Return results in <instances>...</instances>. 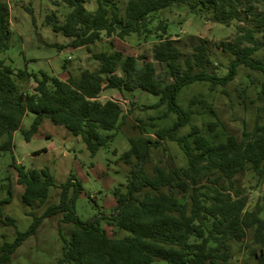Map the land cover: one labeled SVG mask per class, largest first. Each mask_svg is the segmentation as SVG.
I'll use <instances>...</instances> for the list:
<instances>
[{"label": "trees", "instance_id": "16d2710c", "mask_svg": "<svg viewBox=\"0 0 264 264\" xmlns=\"http://www.w3.org/2000/svg\"><path fill=\"white\" fill-rule=\"evenodd\" d=\"M65 2L72 12L64 23L56 12L46 21L55 33L72 40V48H89L104 38L123 41L132 34L154 36L158 42L153 59L163 67V73H158L155 63L121 51L94 54L99 64L96 71L85 70L79 78L70 76L66 81L46 73L39 78L17 71L6 58H0V153L13 151V136L31 113L35 120L24 133L26 141L47 119L81 138L95 156L115 137V133L102 132L118 131L126 118L117 101H98L106 89L157 97V103L145 106V111L156 110L157 116L149 118L153 122L150 125L141 121L144 133L140 137L129 138L131 149L121 159L131 170L126 185L113 192L117 206L110 215L86 223L79 220L76 204L83 185L74 175L57 186L48 169L19 172L25 206L44 205L51 188L61 189L60 202L48 206L40 217L30 214L34 221L28 230L17 231L12 243L0 246V264L10 263L12 255L37 233L43 221L60 213L64 216L61 223L73 224L75 230L71 241L62 238L59 264H155L157 260L167 264H264V207L249 210V194L237 185L238 176L246 173L264 180V123L259 118L254 130L244 131L240 141L226 133L207 100L220 90L226 94L239 68L245 67L261 76L258 97L264 101V60L256 56L264 49V0H130L125 17L117 0H98L94 13H88L85 0ZM175 5L216 24H237L235 39L216 47L231 58L226 75L216 72L206 40H172L166 37L167 25L161 23L156 28L158 35L153 33L151 25L157 13ZM11 40L9 6L0 0V55ZM189 44L191 50L187 51ZM32 78L36 86L29 93L23 90V83ZM194 84L208 87L210 94L192 97L185 109L179 95ZM169 117L174 118L171 124L161 127L162 121H171ZM200 117L205 120L202 125L197 123ZM148 128L154 130L155 139L147 135ZM184 128L189 129L181 134ZM168 141L178 144L187 165L156 164L150 173L145 166L152 163L153 151ZM12 198L10 186L8 196L0 200V222L15 227V220L4 213ZM105 225L113 229L112 237ZM120 232L125 235L119 236ZM242 253H248L247 258L236 260V254Z\"/></svg>", "mask_w": 264, "mask_h": 264}, {"label": "rangeland", "instance_id": "374dc122", "mask_svg": "<svg viewBox=\"0 0 264 264\" xmlns=\"http://www.w3.org/2000/svg\"><path fill=\"white\" fill-rule=\"evenodd\" d=\"M9 6L10 30L12 40L9 48L0 55L17 71H25L41 78V73L51 77L67 80L70 76L79 78L85 70L91 72L99 68L94 60L96 53H113L121 51L126 56L143 57V62H153V48L158 39L154 36L140 38L132 34L125 40L116 37L104 38L103 41L91 45L89 48L74 49L70 46L71 39L55 33L47 24V17L53 12L63 24L65 17L72 12L65 0H3ZM130 0H117L120 13L125 17ZM88 13L98 9V0H85ZM264 10V4L262 5ZM258 13L261 9L257 8ZM167 25V38L189 43L191 37L206 40L212 49V61L216 72L224 76L227 73L231 58L216 49L222 41H233L237 35L236 23L224 26L208 21L206 18L193 16L185 6H172L157 13L151 29L157 34L156 28ZM242 25V24H240ZM163 35V33H159ZM191 50V45L187 51ZM264 60V49L256 54ZM158 73H163V67L155 63ZM120 72H118L119 74ZM261 76L258 73L240 67L236 80L226 88L212 93L209 102L213 104L218 119L222 122L225 131L243 139V133L252 132L260 118L264 123V101L258 97ZM34 78L23 83V90L31 93L35 88ZM244 89L245 92H244ZM201 93L206 96L208 87L200 84L191 85L183 89L179 95L180 105L186 109L189 100ZM114 100L120 103L126 116L122 127L116 132H102L103 135L115 133L111 144L99 150L92 156L81 138L72 136L64 127L55 126L45 120L39 132L30 141H26L24 133L28 132L35 120L31 113L27 114L21 128L13 136V151L0 153V200L8 196V189L12 188V202L4 207L5 216L13 218L16 226H6L0 222V246L12 243L16 232H26L33 216L43 215L48 206L59 204L60 188H51L46 203L42 206L27 207L22 196L25 191L23 185L18 184L19 172L48 169L57 186L64 184L71 175H74L83 185V194L76 204V214L81 222L92 221L95 217L112 214L117 206L114 190L126 185V177L131 167L121 157L131 149L129 138L140 137L143 132V122L149 125L150 117H156V110L145 111V106L154 105L158 98L142 93H121L106 89L99 96L98 101L105 103ZM161 122L168 126L174 120ZM176 118V117H175ZM211 121V117H208ZM143 121V122H141ZM202 117L197 120L199 125L204 124ZM160 122V121H159ZM189 128L182 129L186 133ZM148 136H154V130L148 128ZM1 142V139H0ZM37 152H42L35 155ZM152 163L145 166L152 173L154 165L186 166L187 158L175 142H165L158 150L152 153ZM237 185L249 194L248 209L253 210L257 205L264 207V180H258L252 174L246 173L237 178ZM30 214H33L30 215ZM63 214L46 218L35 235L27 238L12 255L8 264H59L62 256L63 239H72L75 230L73 224L61 223ZM264 218V215H263ZM109 237L113 236V229L105 225ZM125 234L120 232L119 236ZM248 253L236 254V260L247 258ZM155 264H167L164 260H157Z\"/></svg>", "mask_w": 264, "mask_h": 264}]
</instances>
